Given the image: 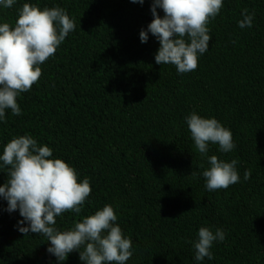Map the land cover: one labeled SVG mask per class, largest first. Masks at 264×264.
<instances>
[{
  "label": "trees",
  "instance_id": "16d2710c",
  "mask_svg": "<svg viewBox=\"0 0 264 264\" xmlns=\"http://www.w3.org/2000/svg\"><path fill=\"white\" fill-rule=\"evenodd\" d=\"M25 3L60 7L76 24L40 65L38 82L17 96L21 114L6 110L0 120V156L13 138L29 135L79 182L89 180L81 212L57 216L56 229L71 230L111 205L132 241L126 264H264V0H223L208 24V50L187 73L155 62L160 44L150 32L140 40L153 0H15L0 6V24L14 28ZM244 9L254 13L251 28L239 27ZM193 112L230 130L235 148L224 153L210 142L201 154L186 122ZM212 155L238 161V183L207 189L202 173ZM10 168L0 160V186ZM7 208L0 197V264H84L78 250L58 261L47 238L25 236L19 228L28 222ZM201 227L225 233L211 260L195 259Z\"/></svg>",
  "mask_w": 264,
  "mask_h": 264
},
{
  "label": "clouds",
  "instance_id": "9594fccd",
  "mask_svg": "<svg viewBox=\"0 0 264 264\" xmlns=\"http://www.w3.org/2000/svg\"><path fill=\"white\" fill-rule=\"evenodd\" d=\"M143 4L144 0H132ZM15 0H0V6L11 8ZM223 0H153V20L147 31L141 30L140 40L146 43L150 32L160 44L155 62L172 64L179 73L195 71L198 55L204 54L211 37L208 24L223 8ZM161 8L164 16L157 13ZM240 28H251L254 13L243 11ZM76 24L60 7L41 10L29 3L18 11L14 28L8 23L0 24V120L6 110L20 115L17 96L28 92L42 75L40 65L53 56ZM186 122L195 147L201 154L208 152L209 143L218 144L220 151L228 153L235 148L232 133L214 118H202L195 112L186 117ZM53 150L38 145L29 135L13 138L3 149L0 160L10 165L8 182L0 186V197L8 202L7 211L17 209L27 227L19 231L42 234L50 242L48 253L63 262L69 253L79 251L84 264H126L132 255V241L125 238L121 228L115 224L116 213L111 205L88 216L65 232L55 227L56 217L65 212L79 214L81 207L91 194L89 180L78 181L77 171L62 159H49ZM210 167L202 175L209 191L227 189L240 180L237 160L230 163L208 158ZM251 177L250 170L244 180ZM225 233L217 229L215 234L201 227L198 240L194 242L195 259H213L210 249L214 241H223ZM83 247V250L80 249Z\"/></svg>",
  "mask_w": 264,
  "mask_h": 264
}]
</instances>
